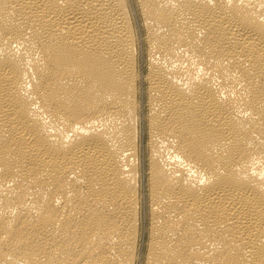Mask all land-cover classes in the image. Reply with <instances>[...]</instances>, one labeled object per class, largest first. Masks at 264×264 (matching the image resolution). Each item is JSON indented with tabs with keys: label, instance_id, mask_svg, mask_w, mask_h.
I'll list each match as a JSON object with an SVG mask.
<instances>
[{
	"label": "bare ground",
	"instance_id": "1",
	"mask_svg": "<svg viewBox=\"0 0 264 264\" xmlns=\"http://www.w3.org/2000/svg\"><path fill=\"white\" fill-rule=\"evenodd\" d=\"M0 264H264V0H0Z\"/></svg>",
	"mask_w": 264,
	"mask_h": 264
}]
</instances>
